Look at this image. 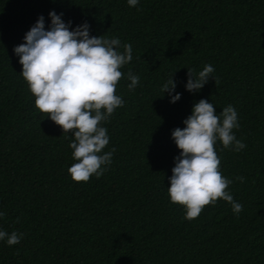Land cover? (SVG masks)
Here are the masks:
<instances>
[{"label":"trees","instance_id":"1","mask_svg":"<svg viewBox=\"0 0 264 264\" xmlns=\"http://www.w3.org/2000/svg\"><path fill=\"white\" fill-rule=\"evenodd\" d=\"M50 11L132 46L116 87L124 104L102 123V151H116L88 182L71 179L74 135L35 107L13 51L39 16L48 30ZM205 64L219 83L190 93L187 69ZM171 73L175 103L161 90ZM201 99L237 111L246 147L218 141L216 152L243 210L217 200L189 221L167 193L180 154L171 133ZM0 212V230L23 233L0 240V264H264V0H0Z\"/></svg>","mask_w":264,"mask_h":264},{"label":"clouds","instance_id":"2","mask_svg":"<svg viewBox=\"0 0 264 264\" xmlns=\"http://www.w3.org/2000/svg\"><path fill=\"white\" fill-rule=\"evenodd\" d=\"M138 2L127 0L130 7ZM48 15L51 19L48 30L44 17L39 16L25 34L24 43L15 46L13 51L22 66L21 75L35 97V107L47 114L63 133L74 135L69 148L77 162L67 169L71 179L77 183L88 182L93 175L99 178L103 174L106 169L102 166L111 164L116 151L115 148L102 151L109 144L108 131L102 123L124 104L116 94V87L125 75L121 68L133 59L132 46L122 45L118 37L90 36L87 22L69 30L71 22L65 23L62 14L50 11ZM187 70L185 88L190 93L202 89L209 77L215 84L219 83L211 75L215 71L211 64H205L196 76L193 69ZM173 73L161 89L169 95L170 103L181 98L175 92ZM127 79L129 91H134L139 76L129 70ZM183 124V129L175 128L171 133L180 154L174 158L175 166L169 178L170 202L183 206L184 219L189 221L198 218L205 206L215 205L217 200L229 203L238 215L243 205L228 191L233 181L221 173V160L216 152L218 141L223 148L236 152L246 147L233 132L240 127L237 111L229 105L217 114L213 103L201 99ZM235 179L244 181L240 176ZM5 215L0 212V217ZM22 237L23 233L0 230V240H6L9 246L19 244Z\"/></svg>","mask_w":264,"mask_h":264}]
</instances>
